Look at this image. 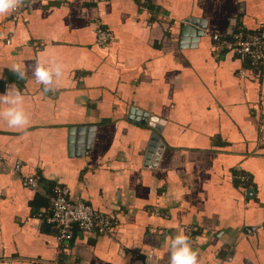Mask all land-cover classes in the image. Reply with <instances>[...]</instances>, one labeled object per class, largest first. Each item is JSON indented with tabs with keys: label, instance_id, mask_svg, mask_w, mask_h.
<instances>
[{
	"label": "crops",
	"instance_id": "crops-1",
	"mask_svg": "<svg viewBox=\"0 0 264 264\" xmlns=\"http://www.w3.org/2000/svg\"><path fill=\"white\" fill-rule=\"evenodd\" d=\"M24 1L18 19L0 14V93L15 83L28 116L23 127L0 116V264H169L184 226L197 228L198 264H264V64L211 40L264 24V0ZM187 19L204 27L196 41H181ZM97 26L110 45H96ZM37 63L61 68L48 91ZM131 107L160 129L128 120ZM55 185L117 224L59 244Z\"/></svg>",
	"mask_w": 264,
	"mask_h": 264
},
{
	"label": "built area",
	"instance_id": "built-area-1",
	"mask_svg": "<svg viewBox=\"0 0 264 264\" xmlns=\"http://www.w3.org/2000/svg\"><path fill=\"white\" fill-rule=\"evenodd\" d=\"M30 6L31 1L17 4V7L12 9V20L21 17ZM95 35V42L99 47H106L114 41L112 31L103 26H97ZM2 38L3 33L0 29V39ZM211 40L215 48L232 53L241 61H248L254 66L264 63V24H260L254 30L237 27L228 37L212 34ZM240 75L244 76V73L241 72ZM259 134L264 140V117L260 121ZM20 166L21 163L17 161L13 170L19 172ZM21 183L31 191H37L39 186L37 178L29 175H21ZM48 202L51 210L48 221L57 229L56 238L59 244L70 241L74 229L106 234L117 224L114 213L99 212L81 201L72 202L68 198V189L64 186L55 185L48 195ZM182 230L189 238L197 232L194 226H184Z\"/></svg>",
	"mask_w": 264,
	"mask_h": 264
},
{
	"label": "clouds",
	"instance_id": "clouds-1",
	"mask_svg": "<svg viewBox=\"0 0 264 264\" xmlns=\"http://www.w3.org/2000/svg\"><path fill=\"white\" fill-rule=\"evenodd\" d=\"M18 3L19 0H0V14L15 9ZM13 70L16 71L19 78L24 77V74L17 70L16 65H13ZM33 76L44 85V91H48L53 80L61 76V68L58 65L48 68L37 63L33 70ZM23 99L21 91L15 83L0 93V105L5 106L0 111V116L6 120L9 127H23L27 124L28 116L22 106ZM169 249V264H198V253L192 247L189 236L184 234L182 229L171 237Z\"/></svg>",
	"mask_w": 264,
	"mask_h": 264
},
{
	"label": "water",
	"instance_id": "water-1",
	"mask_svg": "<svg viewBox=\"0 0 264 264\" xmlns=\"http://www.w3.org/2000/svg\"><path fill=\"white\" fill-rule=\"evenodd\" d=\"M198 26L199 29H203V25H201L196 19H187L184 21V24L181 28V35H182V42L187 41V39H184V35H195V41L197 40V36H201L203 35L202 32L197 31L194 29V26ZM233 30V29H232ZM232 33V31L229 33V35ZM194 41V39H193ZM128 120L135 122L137 124H141V125H147L149 127H153L155 130H159L160 129V125L156 124L154 122V119L152 117L149 118V116L147 115V113L138 110L134 107H131L129 109V116H128ZM156 142H159V137L157 136L156 133H153L151 136V142L149 147L146 149V154H145V158H148L149 155L151 154V152H153V147L155 146ZM162 147V144H160L159 148ZM160 149H158L156 151V156L154 157V160H156L155 158H157V156L160 154ZM154 166V165H152Z\"/></svg>",
	"mask_w": 264,
	"mask_h": 264
},
{
	"label": "trees",
	"instance_id": "trees-1",
	"mask_svg": "<svg viewBox=\"0 0 264 264\" xmlns=\"http://www.w3.org/2000/svg\"><path fill=\"white\" fill-rule=\"evenodd\" d=\"M221 36V35H220ZM228 36H230V35H223L222 37H228ZM248 62V61H247ZM248 64L250 65V63L248 62ZM264 63H262V64H259L258 66H261V65H263ZM248 65V66H249Z\"/></svg>",
	"mask_w": 264,
	"mask_h": 264
}]
</instances>
